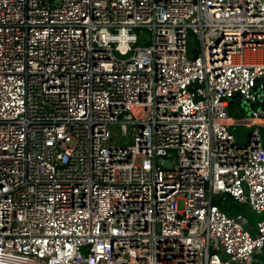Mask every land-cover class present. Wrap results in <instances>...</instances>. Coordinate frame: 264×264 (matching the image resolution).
Here are the masks:
<instances>
[{
    "label": "built area",
    "instance_id": "1",
    "mask_svg": "<svg viewBox=\"0 0 264 264\" xmlns=\"http://www.w3.org/2000/svg\"><path fill=\"white\" fill-rule=\"evenodd\" d=\"M258 127L264 0H0V264H264Z\"/></svg>",
    "mask_w": 264,
    "mask_h": 264
},
{
    "label": "rangeland",
    "instance_id": "2",
    "mask_svg": "<svg viewBox=\"0 0 264 264\" xmlns=\"http://www.w3.org/2000/svg\"><path fill=\"white\" fill-rule=\"evenodd\" d=\"M239 111H242V114H239ZM230 115L234 119H242V118H246V117L250 116V110H249L248 106L241 103V104L236 105V107L234 109H230ZM258 129L260 130L261 135L264 138V128L258 127ZM251 130H253V128L238 127L236 132H235V136L240 137V139H242V140H245V138L248 136V134L251 132ZM132 135L129 134L128 137H126L125 139H122V140H121V138H118V140H117L118 142H116L114 145L115 146H124L125 144H130L132 142ZM118 136H119V134H118ZM244 209H246V210L242 216H244L247 220L252 221V223H253L252 227H254V225L256 224L257 221L264 218V213L260 214V215H255L254 213L249 212V210L246 207H244Z\"/></svg>",
    "mask_w": 264,
    "mask_h": 264
},
{
    "label": "trees",
    "instance_id": "3",
    "mask_svg": "<svg viewBox=\"0 0 264 264\" xmlns=\"http://www.w3.org/2000/svg\"><path fill=\"white\" fill-rule=\"evenodd\" d=\"M262 140H263V147H264V138ZM221 201H223V203H220ZM215 204H217L219 206L220 210L225 212L231 218H233L235 220L240 218L242 223H245V222H243V216H242L246 210V209H244V206H238V205L232 203L228 197L220 198V200L215 201ZM247 223L249 225L253 224L252 221H250V220H247Z\"/></svg>",
    "mask_w": 264,
    "mask_h": 264
},
{
    "label": "water",
    "instance_id": "4",
    "mask_svg": "<svg viewBox=\"0 0 264 264\" xmlns=\"http://www.w3.org/2000/svg\"><path fill=\"white\" fill-rule=\"evenodd\" d=\"M246 104V103H245ZM258 107V103H256L254 109H256ZM163 165H165V167L169 168L170 167V163L168 161H164Z\"/></svg>",
    "mask_w": 264,
    "mask_h": 264
},
{
    "label": "crops",
    "instance_id": "5",
    "mask_svg": "<svg viewBox=\"0 0 264 264\" xmlns=\"http://www.w3.org/2000/svg\"><path fill=\"white\" fill-rule=\"evenodd\" d=\"M248 209V208H247ZM249 210V209H248ZM250 212V210H249ZM247 221V219L243 216V222Z\"/></svg>",
    "mask_w": 264,
    "mask_h": 264
}]
</instances>
